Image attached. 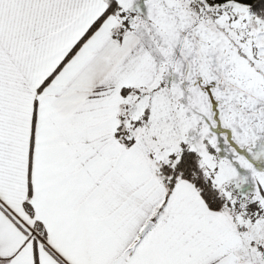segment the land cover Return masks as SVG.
Listing matches in <instances>:
<instances>
[{
  "label": "snow or ice",
  "instance_id": "snow-or-ice-1",
  "mask_svg": "<svg viewBox=\"0 0 264 264\" xmlns=\"http://www.w3.org/2000/svg\"><path fill=\"white\" fill-rule=\"evenodd\" d=\"M0 264H264V0H0Z\"/></svg>",
  "mask_w": 264,
  "mask_h": 264
}]
</instances>
